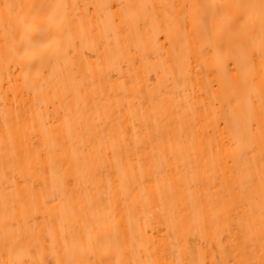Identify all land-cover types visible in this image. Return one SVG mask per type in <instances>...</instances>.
I'll return each instance as SVG.
<instances>
[{
  "label": "bare ground",
  "instance_id": "6f19581e",
  "mask_svg": "<svg viewBox=\"0 0 264 264\" xmlns=\"http://www.w3.org/2000/svg\"><path fill=\"white\" fill-rule=\"evenodd\" d=\"M8 2L49 5L52 22L23 42L6 41L0 25V261L66 259L62 222L85 264L261 259V0ZM18 111L37 119L32 142L56 157L39 132L49 119L76 154L71 169L63 160L42 171L35 150L25 157ZM161 153L171 157L163 170Z\"/></svg>",
  "mask_w": 264,
  "mask_h": 264
},
{
  "label": "snow or ice",
  "instance_id": "6c2138e0",
  "mask_svg": "<svg viewBox=\"0 0 264 264\" xmlns=\"http://www.w3.org/2000/svg\"><path fill=\"white\" fill-rule=\"evenodd\" d=\"M51 7L49 5H34V4H25V3H10L8 0H4L2 4H0V25L3 26L4 30V37L5 40H13L16 41L17 37L21 42H23L30 33L36 32L39 33L41 31V27L43 23L51 24V17L47 13V9ZM233 7L236 8H243L247 9L250 7V5H235ZM261 10V16H260V32L262 37V47H261V67H260V98H261V116L264 117V0H261V3L259 5ZM245 13H241L239 16H237L236 20H242V18L245 16ZM113 18V22H114ZM248 31L247 28V22L244 20V22L240 23L238 26H236V32L239 36L240 33H246ZM249 62L250 57H249ZM248 75L251 79H255V71L250 69ZM77 91H79L77 89ZM65 97L71 95V91L67 88L65 89L64 93ZM56 95L54 93L53 95V102H55ZM79 107V101H77V108ZM17 127L20 129V142L22 147L24 148V155L27 158L30 156L31 151L35 150L36 153V163L37 166H41V158L46 157L47 159V168H43L41 166L42 171H47L48 168H51L52 165L59 164L63 160L68 161V169H71L73 159L76 158L75 152H73V157L69 158L68 154L66 152H63L62 150V144L63 139L59 135H53V130L49 125V119H43L40 121L41 127L39 129L40 136L43 138V142L45 145L51 139L52 145L55 150L60 151L61 155L54 157L52 150H49L45 152L44 150L37 148L35 142H32V136L37 131V119L32 116L31 113H29L27 116H25L23 122H21V114L18 111L17 114ZM63 126L66 130V134L68 138H71L73 128H74V122L72 118V109L67 108L65 110L64 114V120H63ZM90 143V142H89ZM31 145V146H30ZM101 149H96V151H100ZM89 153H82V155L87 156ZM155 155V153H153ZM170 156L164 155L161 153V159L159 162V167L161 170H163L164 165L168 163V160L170 159ZM138 163L141 164V180L145 179V172L143 169V162L137 160ZM30 163V162H29ZM152 166L149 165V173L151 172ZM176 181H181V176L179 173V170L177 169V172L175 174ZM73 178L70 175V172L68 175H66L64 178L61 179L60 183L64 186L65 192H67L68 185L72 184ZM73 187H76V185H73ZM146 191V189H145ZM157 191L159 192V181L157 180ZM261 197H262V216L261 220L262 223H264V173L261 175ZM52 199H55V194H53ZM47 203V200L45 201ZM69 206L71 207V201H69ZM23 208V204L21 205ZM131 215V213H129ZM240 223V229L238 231H246L248 229V225L245 223L243 219H241ZM61 238L63 240L66 259L61 260L57 259L56 264H85L84 261L77 259L75 255V247L78 243V236L74 229L69 228L68 230H65L63 222L61 223ZM49 235H52V230L49 229ZM7 244V240L5 241ZM234 244L238 243V239H234ZM83 250V249H81ZM0 264H25L23 260H6V261H0ZM30 264H45V261L43 258L41 259H34L30 262ZM115 264H127L126 261H122L117 259ZM135 264V262H133ZM147 264H156V262H147ZM232 264H264V245H262L261 249V259L255 260V259H248V260H239V261H233Z\"/></svg>",
  "mask_w": 264,
  "mask_h": 264
}]
</instances>
